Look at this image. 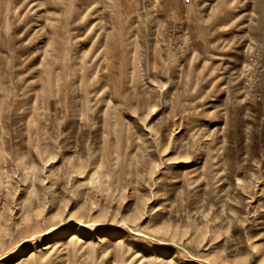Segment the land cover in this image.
Listing matches in <instances>:
<instances>
[{"label": "rangeland", "instance_id": "374dc122", "mask_svg": "<svg viewBox=\"0 0 264 264\" xmlns=\"http://www.w3.org/2000/svg\"><path fill=\"white\" fill-rule=\"evenodd\" d=\"M0 264H264V0H0Z\"/></svg>", "mask_w": 264, "mask_h": 264}, {"label": "built area", "instance_id": "2783aa9c", "mask_svg": "<svg viewBox=\"0 0 264 264\" xmlns=\"http://www.w3.org/2000/svg\"><path fill=\"white\" fill-rule=\"evenodd\" d=\"M185 1L189 2L190 0H185Z\"/></svg>", "mask_w": 264, "mask_h": 264}]
</instances>
